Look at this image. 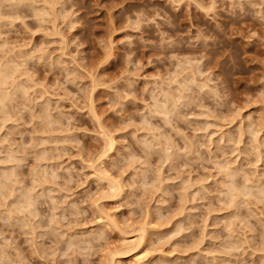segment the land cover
<instances>
[{
  "label": "clouds",
  "instance_id": "obj_1",
  "mask_svg": "<svg viewBox=\"0 0 264 264\" xmlns=\"http://www.w3.org/2000/svg\"><path fill=\"white\" fill-rule=\"evenodd\" d=\"M0 264H264V0H0Z\"/></svg>",
  "mask_w": 264,
  "mask_h": 264
}]
</instances>
